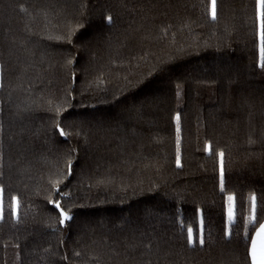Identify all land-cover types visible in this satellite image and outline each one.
<instances>
[{"label": "trees", "instance_id": "1", "mask_svg": "<svg viewBox=\"0 0 264 264\" xmlns=\"http://www.w3.org/2000/svg\"><path fill=\"white\" fill-rule=\"evenodd\" d=\"M216 10L0 0V264H251L264 222L259 7Z\"/></svg>", "mask_w": 264, "mask_h": 264}, {"label": "snow or ice", "instance_id": "2", "mask_svg": "<svg viewBox=\"0 0 264 264\" xmlns=\"http://www.w3.org/2000/svg\"><path fill=\"white\" fill-rule=\"evenodd\" d=\"M258 7H259V35H260V41H261V68H264V0H257ZM210 15L213 20L217 18V10H216V0H210ZM109 22H111V17L109 16L107 18ZM2 86V85H0ZM177 121H179V117L177 116ZM61 134L63 135V130L61 129ZM221 158L223 157V153L221 152L219 154ZM221 190H223V168H221ZM229 202H232L234 200L233 196H228ZM250 202V209H249V221L251 223L255 222V211H256V197L255 195H250L249 197ZM10 205L14 204V208H10V211L13 212V214L16 216L17 220L19 219V208H20V202L18 198H13L12 201L9 202ZM59 207V205H57ZM62 215L64 216V219H70V217L67 216L66 213L62 212ZM233 211L231 209V203H230V210H229V221L232 222L233 218ZM5 216V204L3 199V189L0 188V220H3ZM63 223V220L61 221ZM188 236H189V242L190 243H196V238L193 236V230L191 228H188ZM231 235V231L228 233ZM256 237L260 238V243H258L257 239H252L250 241V248H249V256H250V262L251 264H264V224H261L259 226V231L256 232ZM199 243L203 244L204 239L201 235L199 237Z\"/></svg>", "mask_w": 264, "mask_h": 264}, {"label": "rangeland", "instance_id": "3", "mask_svg": "<svg viewBox=\"0 0 264 264\" xmlns=\"http://www.w3.org/2000/svg\"><path fill=\"white\" fill-rule=\"evenodd\" d=\"M231 209H232V211H233V203L231 202ZM249 209H250V202H249V206H248V211H247V215H248V219H249ZM229 210H230V204H229V206H228V219H229ZM233 213H234V211H233ZM233 218H234V215H233ZM233 218H232V220H233ZM262 224H264V222L262 223ZM257 231H259V228L257 229ZM256 231V232H257ZM256 232H255V236H253L254 237V239H257L258 240V243H260L261 241H260V238H257L256 237ZM253 239V238H252Z\"/></svg>", "mask_w": 264, "mask_h": 264}, {"label": "crops", "instance_id": "4", "mask_svg": "<svg viewBox=\"0 0 264 264\" xmlns=\"http://www.w3.org/2000/svg\"><path fill=\"white\" fill-rule=\"evenodd\" d=\"M255 236V235H254ZM253 239H254V237H253Z\"/></svg>", "mask_w": 264, "mask_h": 264}]
</instances>
